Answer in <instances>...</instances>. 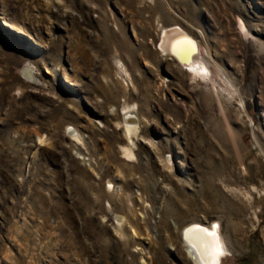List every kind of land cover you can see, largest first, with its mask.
Returning <instances> with one entry per match:
<instances>
[{"label":"rangeland","instance_id":"obj_1","mask_svg":"<svg viewBox=\"0 0 264 264\" xmlns=\"http://www.w3.org/2000/svg\"><path fill=\"white\" fill-rule=\"evenodd\" d=\"M175 25L231 86L161 53ZM203 220L264 264V0H0V264H194Z\"/></svg>","mask_w":264,"mask_h":264},{"label":"bare ground","instance_id":"obj_2","mask_svg":"<svg viewBox=\"0 0 264 264\" xmlns=\"http://www.w3.org/2000/svg\"><path fill=\"white\" fill-rule=\"evenodd\" d=\"M160 50L170 60L176 63L180 69L190 70L195 74L203 75L202 79H209L212 83H217L220 86L225 84L231 86L233 84L226 76L222 66H220L210 55V51L203 48L200 42L196 41L195 37L182 28L180 25L170 26L163 29L161 37ZM124 74L130 77L128 71L124 68ZM26 75L29 76L28 73ZM243 107V104L241 105ZM133 107H128L125 112L127 118L124 125L126 137L130 142H134L138 136L141 127V119ZM76 140L83 142L80 131H74ZM33 134L38 140L40 146H51L48 136L39 130H34ZM80 143V144H81ZM109 188H114L110 182ZM120 230H122L125 217L119 215L117 221ZM214 222L211 225L206 221H192L182 228V242L188 257L193 260L194 264H222L223 258L229 253L227 246L221 235L220 226ZM136 231H133V234ZM136 235V234H135Z\"/></svg>","mask_w":264,"mask_h":264}]
</instances>
